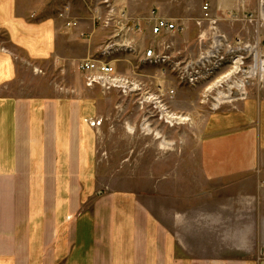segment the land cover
I'll return each mask as SVG.
<instances>
[{
	"label": "crops",
	"instance_id": "1",
	"mask_svg": "<svg viewBox=\"0 0 264 264\" xmlns=\"http://www.w3.org/2000/svg\"><path fill=\"white\" fill-rule=\"evenodd\" d=\"M45 10L0 0V264H264V86L208 120L200 192L148 203L98 182L88 57Z\"/></svg>",
	"mask_w": 264,
	"mask_h": 264
},
{
	"label": "rangeland",
	"instance_id": "2",
	"mask_svg": "<svg viewBox=\"0 0 264 264\" xmlns=\"http://www.w3.org/2000/svg\"><path fill=\"white\" fill-rule=\"evenodd\" d=\"M34 1L45 6L48 14L44 17L63 22L65 27L67 22L76 23L73 27L75 29H66V35L78 39L77 41L83 44L80 49L87 54L85 57L101 58L103 51L109 48L108 60H113L119 74L141 75L142 78L139 80L153 92L157 83L176 91L173 98L166 99L165 103L170 113L176 114V118L181 117L184 121H178L170 126L153 122L149 118V126L147 128L144 126V130H141L144 111H140L128 99L120 98L115 93L104 94L97 89L89 90L92 92L88 98L93 102L94 111L101 120V125L97 127L98 182L103 185L111 184L114 189L131 191L148 203L154 202L156 186L161 184L164 200L167 197L168 202L173 196L175 202L176 200L183 202L192 196L190 193L198 194L202 185L200 149L209 130L205 125L213 116L224 113L227 108H232V105L240 101L227 102L221 104L218 110H210L212 98L218 95L216 90L207 94L205 89L222 75V71L215 74L211 80L193 86L178 85L170 72L160 74L157 72L159 68L142 65L135 61L132 55L125 56L133 53L120 51L112 46L117 41L120 42L122 34L119 35L118 32L123 24L131 26L135 21L144 22L154 10L156 17L173 21L183 28V33L175 34L171 38L166 37L165 41H172L173 46L180 52L187 51L199 37L200 31L196 22L201 17V7L205 3L210 5L216 15L223 18L229 12H235L240 16L243 13L259 15L262 0H238L237 2L243 5L241 12L220 7L226 0ZM32 17L41 19L43 16ZM219 29L229 39L236 36L254 39L256 33L260 39H264V19H259L257 25L222 22ZM130 34V39L133 44L136 43L134 47L137 50L142 39L145 40V45H149L150 42L155 44L148 28L143 24L141 30ZM191 50L195 56L198 48L191 47ZM219 97L221 98L220 95Z\"/></svg>",
	"mask_w": 264,
	"mask_h": 264
},
{
	"label": "built area",
	"instance_id": "3",
	"mask_svg": "<svg viewBox=\"0 0 264 264\" xmlns=\"http://www.w3.org/2000/svg\"><path fill=\"white\" fill-rule=\"evenodd\" d=\"M263 4L264 0L261 1L262 10L259 15L243 13L240 16L229 12L220 18L212 13L210 5L205 3L201 7V17L196 22L200 32L196 41L198 51L195 56L190 48L180 52L173 46L172 41H165L166 37H174L184 30L173 21L156 17L154 10L144 22L135 21L131 26L123 24L118 32L119 35L122 34L121 40L112 47L133 53L125 56L132 55L133 59L142 65L159 68L157 72L160 74L170 72L178 85L193 86L211 80L215 74L222 71V75L205 89L207 94L215 90L217 92L218 97L212 98L210 108L215 111L221 104L245 101L253 88L264 86V39H260L257 33L254 39H243L239 36L229 39L219 29L222 22L257 25L259 19L263 20ZM142 24L148 28L155 44L150 42L145 45V40L142 39L137 50L134 47L136 43L133 44L130 39V33L141 30ZM75 26V22L66 23V27ZM109 52L110 49L106 48L101 58H85L78 63L77 70L83 76L85 88L97 89L104 94L115 93L118 97L132 102L140 111H144L141 130H144V126H149V118L153 122L170 126L177 123L176 114L170 113L165 103L166 99L173 98L175 89H167L157 83L153 92L139 80L141 75L119 74L113 60H108ZM90 125L97 128L101 125V120H94Z\"/></svg>",
	"mask_w": 264,
	"mask_h": 264
},
{
	"label": "bare ground",
	"instance_id": "4",
	"mask_svg": "<svg viewBox=\"0 0 264 264\" xmlns=\"http://www.w3.org/2000/svg\"><path fill=\"white\" fill-rule=\"evenodd\" d=\"M263 19H264V10H263ZM177 116V115H176ZM176 119H178V121H184V119H182L181 117H178V118H176Z\"/></svg>",
	"mask_w": 264,
	"mask_h": 264
}]
</instances>
